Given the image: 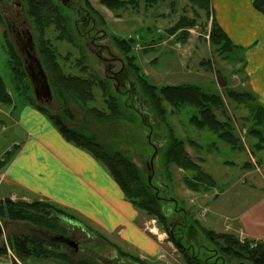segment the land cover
Returning a JSON list of instances; mask_svg holds the SVG:
<instances>
[{"label": "rangeland", "instance_id": "374dc122", "mask_svg": "<svg viewBox=\"0 0 264 264\" xmlns=\"http://www.w3.org/2000/svg\"><path fill=\"white\" fill-rule=\"evenodd\" d=\"M86 1L89 6L84 4L85 0H78L90 11L91 17L97 22L95 27L105 31L110 50L124 60L125 67L128 61L115 45L114 39L126 42L135 40V44L133 41L131 43L129 57L132 58V63L134 62L141 68L152 85L160 87L192 84L200 87L205 93L219 95L225 112L231 119L234 132L241 142V148L231 150L211 132L195 128L191 124L190 118L196 111L190 106L172 110L166 105L162 118L159 117L151 108L148 98L143 95L138 83L133 80L129 69H126L125 73L131 81L133 94L137 92V95H134L135 98L132 102H123L122 97L116 95L122 112L121 116L97 119L72 99L59 97L49 81L48 72L38 54L39 36L27 16L24 2L22 0H0V77L10 99L8 103L0 101V162L3 161L6 152L17 147L15 143L19 144L21 136L18 135V137L16 132L17 113L23 109L24 105H39L51 114L58 115L67 127L78 130L82 135L94 136L96 141L106 149L120 150L139 167L143 174L147 172L146 158L155 153L153 145L156 148L154 169L156 171L160 169L163 154L169 142L168 134L172 130L177 138L185 142L184 150L187 154L208 172L214 181V185L207 191L201 185L200 191L194 192L189 190L183 182V179L189 177V174L174 165L169 167L170 176L163 180L169 187L168 196L177 201L178 204L175 207L178 210L183 207L188 211V221L183 222L182 220L183 225L187 228L186 236L184 239L178 235L175 237L185 249H189L192 255H196V253H194L193 247H189L190 243L197 245L201 240L211 248L216 245L214 241L203 239L194 226L200 231L204 229L216 233H228L236 236L239 241L247 240L236 232L234 216L264 193V140L259 143V138L250 133L260 129L255 124L257 120L255 114L259 112L257 109L260 104L256 99H253L252 105H254L255 111H252L245 102L235 101L226 94L233 91V93H248L250 95L254 93L257 98L259 97L258 92L252 90L248 84L249 77L244 71L247 62V48L234 42L233 51L230 54H225L213 47L210 41L211 25L214 22L211 8L209 7V15H205L189 4L188 0H157L150 7H144L141 1L136 10L129 7L117 12H112L102 6L99 0ZM16 3L23 6V13L18 23L25 20V24L19 25V27H26L31 32L36 56L47 77L52 96L49 103H40L35 99L32 86L24 71L22 57L14 45L9 24L14 18V9L18 8ZM61 11L64 15H69L67 17L72 21L71 13L62 5ZM183 17L189 20L197 18L194 26L185 29L187 36L185 41L181 42L174 40L173 35L169 36L168 29ZM70 23L71 26L72 22ZM71 32L73 34L71 44L55 40L57 33L53 27H49L44 33L45 38L51 41L59 54L57 62L62 73L87 76L88 71L84 74L80 67L75 65V62L82 58L84 65L95 71L99 77L104 78L101 63L96 56L85 48L82 39L75 34L73 29ZM158 38L161 39L157 43ZM9 42L21 58L25 73L22 79L16 78L12 72V62L9 61L6 51ZM218 77L225 80V86L222 87L219 84ZM107 82L112 88L110 82L108 80ZM103 98L102 91L93 88V100L87 103L86 107H94L109 114L103 103ZM262 105L264 106V103ZM129 106L134 108L136 106L144 120ZM66 108L73 114V119L64 117L63 110ZM215 114L219 119H222L219 111H216ZM258 114L260 115V113ZM148 124H151V131L147 127ZM96 161L101 164L98 160ZM40 201L49 202L47 200ZM166 203L163 208L165 213L170 216L168 221L170 223L178 217L174 211L172 212L171 204ZM67 211L70 217H60L61 225L65 230L64 234L73 240L77 247L74 249L59 243L54 246H57L61 251L68 252L74 259H84L97 264H187L179 251L168 240L167 234L157 221L139 210L143 217L141 223L145 222L143 224L145 232L158 243V255L141 254L134 248L123 244L115 235H105L81 216ZM0 222L4 227L3 233L0 235V243L7 247L5 253L0 254V264H59L53 259L34 257L20 259L8 244L7 236H28L32 234L29 232L31 228L33 230L40 228L25 222L2 220ZM176 228L178 230L176 233H182L180 226ZM191 240L193 241L191 242ZM253 242H257V240H253ZM225 260L227 264H235L239 261L227 257Z\"/></svg>", "mask_w": 264, "mask_h": 264}, {"label": "trees", "instance_id": "16d2710c", "mask_svg": "<svg viewBox=\"0 0 264 264\" xmlns=\"http://www.w3.org/2000/svg\"><path fill=\"white\" fill-rule=\"evenodd\" d=\"M25 5V10L33 28L38 34V54L42 59L45 70L48 72L49 81L58 96L63 99H72L82 106L87 113L94 115L97 119H108L122 115L121 108L116 99L117 93L112 90L105 78L99 77L95 71L84 65L82 58L75 62V65L80 67L81 72L87 73V76H74L62 73L61 67L57 62L59 54L49 39L44 36L45 31L49 27H53L57 33L55 40L65 41L71 44L73 41L74 31L73 21L61 11V4L56 0H22ZM143 2L144 7H150L157 0H99L100 4L112 12H117L126 8H133L136 10ZM189 4L194 6L198 11L209 15V0H188ZM84 4L89 6L85 0ZM254 9L264 17V0H252ZM197 15V12H196ZM199 16V15H198ZM197 17H195L196 19ZM72 19V17H71ZM195 19L181 18L177 23L168 29L169 36L173 35L174 40L184 42L187 36L186 28L195 25ZM70 22L72 25L70 26ZM161 38L157 39V43ZM135 44V40L114 39V43L121 51L127 66L130 70L133 80L138 83L143 91V95L148 98L151 108L162 118L165 112V106L168 105L172 110H178L181 107L190 106L195 109L196 113L191 116V124L199 129L211 132L217 139L223 141L231 150L240 149V140L236 136L231 119L225 112L222 101L219 95L212 93H205L200 87L192 84L180 85H152L141 68L132 63V58L129 57L131 52V43ZM210 41L213 47L217 48L221 53L230 54L235 48L231 40L226 36L217 23L212 22L210 30ZM151 48V47H150ZM7 55L9 61L12 62V72L16 78L22 79L24 77L23 65L21 58L15 52L14 46L9 42L7 45ZM229 52V53H228ZM134 59V58H133ZM124 61V60H123ZM93 88H98L103 93V103L108 109L109 114H105L94 107L87 108L86 105L93 100ZM235 101L245 102L250 110L255 111L253 99H256L259 107L257 120L255 124L259 126V130L250 132L256 135L260 142L264 140V107L258 101L257 96L248 93H233L230 91L226 93ZM9 97L6 94V87L0 77V101L9 102ZM39 111L44 113L63 135V137L85 150L93 158L98 160L102 166L107 170L112 179L119 186L125 199L129 201L133 207L143 212L151 219H155L167 234L168 240L179 251L187 264H204L203 259L195 254H190L189 249L180 243L175 235L180 233L177 230L179 226L176 221L168 222L170 216L165 213L163 205L165 202L159 198L152 189V185L148 184L147 178L149 173L143 174L139 167L133 163L120 150L106 149L102 144L98 143L92 135H82L76 129L67 127L63 120L56 114H51L39 105H33ZM219 111L222 119H219L215 112ZM64 117L66 119H73V114L69 109H64ZM169 142L163 154V162L160 165L159 175L161 180H165L170 176L169 167L171 165L180 168L189 174L185 177L183 182L185 186L191 191H200L201 185L204 190H208L214 185L212 176L206 172L200 165L193 161V159L184 150L185 142L177 138L172 130L170 131ZM257 145L255 146V148ZM17 147L6 152L3 161L0 162V169L4 167L15 155ZM165 178V179H164ZM164 182V181H163ZM169 189L168 185L165 183ZM202 190V191H204ZM177 202V201H176ZM178 204V203H177ZM175 207L174 203H171ZM68 211L55 204L40 201L30 200L24 201L21 199L11 200L9 197L0 198V220L11 222H25L34 225L42 230L50 233L64 234V228L61 225L60 217H70ZM178 217L187 220L188 211L183 207L176 212ZM194 223V222H193ZM197 223V222H196ZM175 224V225H174ZM196 231L205 240L214 241L220 248L222 253L228 259L246 260L250 264H264V242L253 240L239 241L236 236L228 233H216L212 230H199L194 226ZM8 244L13 248L14 253L22 260L27 258H41L53 259L59 264H97L84 259H74L68 252L61 251L57 246L46 244L39 239H35L23 235H8ZM184 247V248H183ZM5 253V244L0 243V254ZM192 255V256H191Z\"/></svg>", "mask_w": 264, "mask_h": 264}, {"label": "crops", "instance_id": "0c3cea01", "mask_svg": "<svg viewBox=\"0 0 264 264\" xmlns=\"http://www.w3.org/2000/svg\"><path fill=\"white\" fill-rule=\"evenodd\" d=\"M209 6L231 42L247 48L248 84L264 103V17L252 0H209ZM16 132L21 138L15 143V155L0 171V197L47 200L141 254H159L157 241L143 228L140 212L104 166L67 141L44 113L24 105L17 113ZM234 218L240 236L264 242V193Z\"/></svg>", "mask_w": 264, "mask_h": 264}, {"label": "flooded vegetation", "instance_id": "af4514ba", "mask_svg": "<svg viewBox=\"0 0 264 264\" xmlns=\"http://www.w3.org/2000/svg\"><path fill=\"white\" fill-rule=\"evenodd\" d=\"M59 2L68 12L71 13L72 21H73V27L75 34L82 39L83 44H87L94 52V56L98 59V61L101 63L102 66V73L106 80L110 82L112 86H114V91L123 99V102H132L135 98L134 95H137V92L133 94L131 81L127 77L125 73V64L123 62V59L120 56H117L114 54L108 45V40L105 36V31H103L100 28H96V21L91 17L90 11L85 8L78 0H56ZM16 6L18 8L14 9V18L9 24V29L12 33V36L14 38V42L16 47L25 50V37L23 33L25 31H28L26 27L20 28L19 25L25 24V20L22 22H19L20 16L23 13V6L22 4L16 3ZM20 53V52H19ZM23 55L25 56V52H23ZM21 55V57H24ZM24 64V62H23ZM25 65V64H24ZM50 100H46L45 98H42L43 103H49ZM138 102V101H137ZM131 109H134L136 113H138L142 118V113L138 110V108L130 107ZM144 120V118H142ZM148 129L151 131V124L147 125ZM154 147L155 153L152 155V166L154 170V174L152 176L151 185L152 189L156 192V194H159V198L163 199L164 201H167L170 197L168 196V189L166 188V185L161 183V177L159 175V170L154 169V158L156 154V148ZM151 158V157H149ZM148 158V159H149ZM146 167L148 168L149 161L146 160ZM158 181V182H157ZM166 203V202H165ZM172 202H167L166 204H171ZM175 205V204H174ZM174 213L178 211L177 207H172ZM171 212V213H172ZM177 215V214H176ZM178 217V215H177ZM183 218H175L176 223L182 228V233L179 232L180 238L183 239L186 236L187 228H185V225H183L182 222ZM31 235L29 234L28 237H36L39 240L43 242H48L53 245L59 243L63 244L66 247H69L68 244L62 242V241H54L53 237L55 236L54 233H50L48 231H42L40 229H34L31 228L29 230ZM56 235H62L64 238L69 239V237L66 236V234H56ZM73 241V240H72ZM193 240H191L192 242ZM210 246V245H209ZM208 244L202 243L201 240H199L198 244L195 245L193 243H190V248L193 247L194 253L196 255L202 257L204 263L206 264H227L226 256L220 248L215 245L213 248L209 247ZM196 247V248H195ZM235 264H250L248 261L239 260Z\"/></svg>", "mask_w": 264, "mask_h": 264}, {"label": "water", "instance_id": "95a60500", "mask_svg": "<svg viewBox=\"0 0 264 264\" xmlns=\"http://www.w3.org/2000/svg\"><path fill=\"white\" fill-rule=\"evenodd\" d=\"M23 35L26 39L25 50H22L18 47L17 49L21 55H23V52H25V56L23 55L24 57H22V60L25 64L24 71L31 83L33 92L35 94V99L39 102H42V98L43 99L45 98L46 100H50L51 99L50 88L47 82L45 72L40 63V60L36 56L32 34L29 31H25ZM85 46L90 53L94 54L93 50L87 44H85ZM217 80L222 87L225 86L226 84L225 80H223L221 77H218ZM113 88L115 87L113 86ZM148 140H149V137H148ZM152 159H153V156H151V158L148 160L149 161L148 163L150 165L147 168V171L150 173V175L147 178L148 184H151V179L154 174V170L152 166ZM168 200L170 202H173L175 205L177 204L174 198H170ZM3 230H4V227L2 223L0 222V235L3 233ZM53 239L54 241H62L74 249H76L77 247V244L74 241L64 238L62 235L54 236Z\"/></svg>", "mask_w": 264, "mask_h": 264}]
</instances>
